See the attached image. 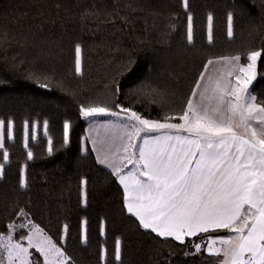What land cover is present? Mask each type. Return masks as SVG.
<instances>
[{
    "label": "trees",
    "instance_id": "1",
    "mask_svg": "<svg viewBox=\"0 0 264 264\" xmlns=\"http://www.w3.org/2000/svg\"><path fill=\"white\" fill-rule=\"evenodd\" d=\"M194 13L195 40L186 39L187 14L181 0H0V28L23 38V44H0V120L15 121V139L5 146L10 159L0 177V231L8 223L11 204L30 209L31 218L59 241V230L70 225L65 248L76 264H101L99 249L105 244L114 253L115 238H123L124 264H215L206 253L189 254L193 240L181 246L137 229L134 218L121 213L122 189L110 171L88 153H80L81 137L90 123L80 117L79 105L102 100L119 83L116 102L132 107L146 118H162L179 109L191 94L204 63L213 56L264 48V12L259 0H189ZM118 11L113 17L84 21L85 10ZM235 13V36H226V16ZM214 15V41L206 36V16ZM7 14V16L5 15ZM11 17L18 20L14 22ZM127 17V20L121 19ZM82 45V76L74 71L75 44ZM111 46V47H109ZM119 51H115L117 48ZM131 56L134 64L120 70L119 62ZM15 58V59H14ZM22 63L16 69L14 64ZM260 76L250 87L264 101V52L258 60ZM31 70L41 77L27 79ZM47 75L48 80L43 76ZM63 82V87H61ZM41 84H48L42 87ZM146 85L154 92L134 95L130 89ZM99 117L98 119H100ZM39 123L38 138L29 137L34 159L28 160L23 137L25 120ZM72 123L71 144L62 146V125ZM48 121V136L44 121ZM48 137L54 151L47 152ZM28 185L18 186L20 166ZM86 180V203L80 202V180ZM107 219V237L99 233V221ZM87 221V241L81 242L79 224ZM19 223L20 219L17 218ZM138 223V222H137ZM223 234V232L221 233ZM18 238V237H17ZM109 264H115L114 255Z\"/></svg>",
    "mask_w": 264,
    "mask_h": 264
},
{
    "label": "snow or ice",
    "instance_id": "2",
    "mask_svg": "<svg viewBox=\"0 0 264 264\" xmlns=\"http://www.w3.org/2000/svg\"><path fill=\"white\" fill-rule=\"evenodd\" d=\"M187 14L186 39L195 40L194 13L189 0H181ZM264 12V0L257 5ZM118 11L85 10L84 21L118 15ZM7 16V14H5ZM18 23L16 17H11ZM127 20V17H121ZM235 13L226 16V36H235ZM214 15L206 16V36L214 41ZM23 44V38L0 28V44ZM111 47V46H109ZM119 51L118 47L114 49ZM264 48L237 51L231 55L210 57L195 81L191 94L179 109H173L162 118L149 119L132 107L116 102L119 83L113 77L115 89L102 100L80 103L79 115L92 127L81 137L80 153H88V144L96 154L98 164L110 169L122 189L121 213L134 218L137 229L154 233L159 238L187 246L185 256L207 253L216 264H264V101H258L250 86L260 76L258 60ZM15 59V58H14ZM22 63L14 64L18 69ZM134 64L129 55L119 62L120 70ZM74 71L82 76V45L75 44ZM27 79L41 77L29 70ZM48 80L47 75L43 76ZM7 81L0 80V84ZM47 88L48 84H41ZM63 87V82H61ZM154 92L146 85L130 89L140 96ZM101 116L108 119L99 120ZM15 139V121L0 120V151L3 161L10 159L5 146ZM39 123L23 122L22 143L28 160L34 159L29 149V137L38 138ZM48 136V121H44ZM72 123L65 119L62 125V146L71 144ZM54 151L48 137L47 152ZM4 164L0 163V177ZM28 185L25 166H20L18 186ZM86 180H80V202L86 203ZM20 222L17 223L16 219ZM8 223L0 231V264H76L69 256L67 243L70 225L59 230V241L36 223L30 209L19 202L11 204L6 217ZM138 222V223H137ZM80 240L87 241V221L79 224ZM223 232V234H221ZM101 237H107V219L99 221ZM18 237V238H17ZM34 250V251H33ZM38 254V255H37ZM114 255L115 264H124L123 238L116 236L114 253L105 244L99 249L101 264H109Z\"/></svg>",
    "mask_w": 264,
    "mask_h": 264
},
{
    "label": "crops",
    "instance_id": "3",
    "mask_svg": "<svg viewBox=\"0 0 264 264\" xmlns=\"http://www.w3.org/2000/svg\"><path fill=\"white\" fill-rule=\"evenodd\" d=\"M203 71V70H202ZM104 119H108V117H105V116H102L99 120H104ZM92 127V124L91 123H89L87 126H86V128H85V136L86 135H88V132L86 131L87 129H89V128H91ZM89 147H90V149H91V151H92V145H91V143H89ZM93 153V152H92ZM93 156H94V158H95V161L97 162V160H96V154L95 153H93ZM98 164V163H97ZM98 165H100L101 167H103V168H105V169H107L108 171H111L110 169H108V168H106L104 165H101V164H98ZM154 234V233H153ZM168 239H171V238H168Z\"/></svg>",
    "mask_w": 264,
    "mask_h": 264
},
{
    "label": "rangeland",
    "instance_id": "4",
    "mask_svg": "<svg viewBox=\"0 0 264 264\" xmlns=\"http://www.w3.org/2000/svg\"><path fill=\"white\" fill-rule=\"evenodd\" d=\"M251 86H252V85H251ZM251 86H250V87H251ZM101 117H102V116H101ZM203 239H204V238H202V240H203ZM199 242H200V241H199ZM33 251H34V250H33ZM205 253H206V252H205ZM206 254H207V253H206ZM37 255H38V254H37ZM207 255H208V254H207ZM215 264H216V263H215Z\"/></svg>",
    "mask_w": 264,
    "mask_h": 264
}]
</instances>
